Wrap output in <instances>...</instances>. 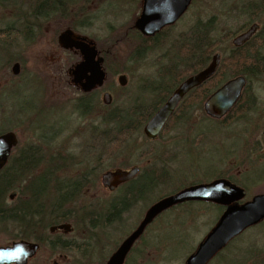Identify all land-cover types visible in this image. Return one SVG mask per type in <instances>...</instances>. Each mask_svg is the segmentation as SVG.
<instances>
[{
  "label": "flooded vegetation",
  "instance_id": "af4514ba",
  "mask_svg": "<svg viewBox=\"0 0 264 264\" xmlns=\"http://www.w3.org/2000/svg\"><path fill=\"white\" fill-rule=\"evenodd\" d=\"M144 1L145 0H0V96L2 97L4 94L8 93V95H12L13 97L24 98L26 93H24L25 90L21 91L22 88L26 87L31 79H34L36 82H39L42 90L43 105L41 104V106L43 107L54 106L56 103L61 102L57 101L52 105H46V99L44 96L48 91V83L52 81L58 85H61V83L65 81L72 87H75V89L81 93V95L77 97V104L79 99L87 97L89 93L96 90L102 91L101 101L103 102V93H110L104 88L108 74L106 59L109 46L105 45V39L103 42H98L99 39L90 34L88 29L95 28L94 22L96 19L99 20L104 17L103 22L99 25L98 29L105 32L106 29H108L107 33L112 32L117 26L121 25V22L119 20V22L117 21L113 23V21L107 19L109 13L112 11L114 12V18L117 16L119 17L123 12L129 10V4L133 3V6L135 5L136 8L134 11L136 12V16L129 29L144 35L135 26L136 20L142 13ZM196 1L197 0H190L184 11L174 22L163 25L151 35L144 36L154 38V42L157 44L159 38L170 28L175 26V24H177L195 5ZM198 1L201 12L204 0ZM5 7H7L6 11L3 10ZM205 22V19L198 16L189 29L198 23L200 30ZM257 24L258 28L248 39L254 36L255 32L260 28L259 23ZM201 35L202 33L200 30L199 38L202 37ZM248 39L246 41H248ZM78 40H84L90 45L95 46L97 51L96 58L100 57L102 59L101 67L104 71L105 78L101 85H95L90 90H82L78 83L73 82L74 77L72 70L76 64L82 61L83 56L78 48L73 45H68V43L70 41ZM244 43L245 42L243 41L240 45ZM216 53L220 55L218 64L219 68L221 53L218 51L211 55L210 60L206 62L202 68L195 70L180 79L173 74H171V76L157 74L155 77L161 79L162 82L168 79L179 81L161 104L155 108L154 112L166 101L181 82L190 75L206 67ZM89 75H91V73L90 71H87L86 76ZM120 75H125V83L122 85L118 82V77ZM155 77L154 80L156 79ZM233 77H230L225 81ZM244 78L245 85L239 98L220 118L208 115L204 110V103L208 96L222 83L213 89L205 99L201 100L200 93L203 91L202 86L206 83V79L201 84L188 90L182 96L167 122L170 119H172L173 124L183 122L184 120L186 121L187 119H190L191 113L200 111L202 115L201 120L209 119L210 121L212 120L214 124L220 122V124H222L220 128H222L225 126L223 125L225 124L224 119L238 102H241L239 107H241L244 112L242 113V116L246 114L245 118H247L250 116L248 114H251L253 109L257 107L260 100L254 90L250 89V87H253L252 82L255 81V79H247L245 76ZM116 80L117 83L123 87L128 82V76L123 72L117 73ZM148 80L150 79H140V84H145ZM154 80L152 83H154ZM155 82L159 81L157 80ZM7 86L11 87L7 88ZM246 86H248L249 89L248 97L242 99L243 90ZM156 95H158V93ZM111 102L108 104L103 103L109 105ZM22 103L25 104L24 99H22ZM147 103H145L144 108L151 106L153 102L150 101ZM250 103L253 107L244 111L245 105H249ZM260 103L263 106L262 113L260 112L258 115L260 116L261 114V119H259L258 122L251 123L252 128L247 129V143L249 142L248 145L252 148V153L248 154V157L245 159H247L249 165L254 164L248 172L264 165V95ZM85 105L86 104H84V106ZM167 122L154 139L145 136V139L148 140L147 142L150 143L149 145L152 143L151 150H153V148L154 151L156 150L157 144L154 146L153 143L158 142L162 138L163 129ZM216 125L218 126V124ZM227 125H231V123ZM94 128L95 126H91V129L94 130ZM34 129H41L40 136L44 139L45 148H42L43 145L40 144H29L26 146L27 148L24 146L23 148H21L22 146L19 147L20 142L16 130L8 129L16 134L17 144L11 149L7 163L15 156L20 155L17 153L22 152L21 150L26 152L22 153V156H29L34 160L43 162L39 165L42 166L41 170L37 169L39 166L34 170H30L20 181L18 188H11L7 193L9 199V203L7 204L9 212L8 228L13 236L12 240L24 239L38 244L36 253L28 259L26 264L33 260L41 249L46 250L50 255L54 254L57 256L63 264H89V262L93 264L91 256L95 250L94 246L96 245V242L92 245V240H96L102 230L110 228L112 225L119 227V225L121 226L123 223H126L125 221L130 219L129 210L134 208L139 201L130 203L129 206L126 207L127 197H130L129 189L133 193H137V189L139 188L138 185H143L145 180L146 182L149 180L150 184H154V173L152 171L154 163L144 166L141 165L140 161H135L134 163L129 162V164L127 163L123 167L115 166L100 173L98 170L103 162L94 161L92 157L93 155L87 154L83 157L86 160L76 158L77 156L71 154L72 150H69L68 146L64 148L66 150H63V147L66 145L63 143L55 144L57 139H59V136H61L62 132L66 129L64 123L57 121L56 123L54 122V125H45ZM186 139L188 140V137H186ZM143 140L144 139H142V141ZM168 140L172 144H176L178 139L173 135ZM94 141L95 140L88 145H93L94 147V145H96L94 144ZM103 142L104 138L98 140L97 145L103 144ZM54 144L58 145L59 148L51 151L50 147ZM17 148L19 149V152H17ZM127 158L132 157L127 156ZM259 160H262L263 163L261 162L260 164H257ZM60 161L65 163L62 167H67L68 164L66 165V163L69 162L71 165H77L79 168L75 170H63L61 168L50 170L49 166L46 165L49 162ZM134 166L138 167V171L128 180L118 184L113 189H109L107 186L103 185L101 176L105 171L116 168L129 169ZM14 174L15 172L12 170V182L14 181ZM246 174L244 173L243 175L247 176ZM221 177L227 178L232 183L242 187L246 191V186L235 178H232V175L224 174L216 176V178ZM146 185L145 188H148L149 185ZM100 191L104 194V197L98 196ZM221 206L223 207V211L224 206ZM63 208L64 211H62ZM147 208L143 210L144 212L142 211L140 215L141 218L139 217L136 220L138 222L135 224L133 223L134 225H130L129 232H125L123 234L125 235L124 237L121 236L122 239L120 238L121 241H119L120 239L118 240L119 243L115 241L112 244V246H114L113 250L110 251V248L107 254L97 264H105L107 262L122 240L136 228ZM114 217H117V219ZM153 222L154 219L133 242L122 264L141 263L139 252L142 250V244L140 241L145 232L149 228H153ZM227 244L206 264H209L214 259L218 258L223 249L227 247ZM150 253L152 259L151 264H154L153 251ZM232 263H234V260ZM53 264L59 263L55 260L53 261Z\"/></svg>",
  "mask_w": 264,
  "mask_h": 264
},
{
  "label": "rangeland",
  "instance_id": "374dc122",
  "mask_svg": "<svg viewBox=\"0 0 264 264\" xmlns=\"http://www.w3.org/2000/svg\"><path fill=\"white\" fill-rule=\"evenodd\" d=\"M228 2L230 5L231 3L237 5V8L226 11L223 15L217 17L219 21L218 32L222 35L230 30L232 35L221 42L215 49V52H226L234 47L232 43V37L234 35L246 30L252 23H259L260 27L263 25L264 13L262 23L257 21L248 23L246 15L239 13V0H204L201 12L199 1L197 0L195 5L183 18L159 38L158 43L154 44V48L148 50L143 57L137 60L131 58V53L136 49L137 40L133 37L135 32L129 29L136 16V12H134L136 9L135 5L133 6V3L129 4L130 9L116 18L113 17L114 12L111 11L109 13L107 19L113 21V23L119 22V20L121 22V25L117 26L110 33H107L108 29H106V32L98 29L104 17L99 20L96 19L94 22L95 28H89L88 32L98 38V42H103L105 39V45L109 46L106 59L108 74L104 87L110 92L112 98V102L108 107L101 102L102 91L98 90L96 95L98 94L99 104L90 113L81 114L80 109L76 107L77 97L81 93L65 81L61 85L55 84L53 81L48 83V91L44 96L46 105H52L54 102L61 101L54 106H41L43 102L42 90L39 82H36L34 79H31L28 85L22 88L21 91L25 90L24 93H26L24 98L13 97L12 95H8V93L2 97L0 96V131L10 126L12 130H16L20 142L19 147H26L29 144H40L43 145V147L41 146L42 148H45L44 139L40 136L41 129L35 130L34 128L45 125L51 126L54 125V122L61 121L64 123L66 129L59 136L55 144L63 143L66 145L63 147V150H66L64 148L68 146L69 150H72L71 154L76 155V158L84 159L83 157L87 154L93 155L94 161L103 162L98 170L100 173L115 166L123 167L127 163L129 164V162L134 163L135 161H140L141 165L144 166L154 163V175L157 174V178L162 173L168 175L164 182L159 183L154 190H150L139 201V205L137 204L129 210L130 219L125 221L126 223H123L121 226L119 225V227L112 225L110 228L102 230L96 240H92V245L96 242L94 246L95 250L91 256L93 264H97L107 254L110 248V251L113 250L114 246L112 244L115 241L117 243L121 241V236L124 237L125 235L123 234L129 232L130 225L138 222L136 220L140 217L142 211L151 205L152 202L180 189V187L182 188L183 185H190L193 182H205L221 174H230L246 186L245 200L250 199L253 195L260 192L264 193V165L248 172L254 164L249 165L247 159H245L248 157V154L252 153V148L248 145L249 142L247 143V129L252 128L251 123L258 122L261 119V114L260 116L258 115L260 112L262 113L263 107L260 102L264 95V59L262 60L263 63L259 64L260 67L257 68L261 73L259 75L257 74V77H251L255 81L252 82L253 87H250L257 94L260 102L251 114H248L249 112L247 113L250 115L247 118H245L246 114L242 116L244 112L240 108L229 119L224 121L225 124L223 125L225 126L220 128L222 126L220 122L216 123L218 127L212 120H201L202 115L200 111L191 113L189 120L187 119L176 124L171 123L168 132L166 131L158 142H154V146L157 144L154 156L147 154L148 156L143 158H141V154L143 151H150L152 143L149 145V142L142 141L144 139L142 134L136 138V141L131 140L137 147L133 154L129 153L124 147L118 150L117 148H112L115 142H110L108 136H106L103 144L97 145L98 139L103 138L105 133V130H101L104 127L101 123L103 114L118 105L126 108V104L138 95L144 97L145 103L153 100L158 91H152L147 87L151 86L154 77L161 68H166L165 66L168 65L169 60L167 57L162 58L161 55L166 50L172 52V48L170 47L173 43L171 42L177 39L179 40L180 35L189 30V27L198 16L207 20L212 15H215V13H220L219 7L226 6ZM3 10L6 11L7 7ZM242 26L244 28L239 30ZM182 40L185 41L187 39L183 38ZM260 42L258 38H254L247 47L248 52H257L260 56H264V44L262 45ZM220 53L222 58L223 53ZM179 56L181 57V54ZM174 60H178L180 63L179 66H182V62L186 61L185 58L182 60L174 58ZM121 72L126 73L128 76V82L123 87L116 80L117 73ZM143 78H149L150 80L145 84H140V79ZM157 80L161 81L157 77L154 83ZM9 87L11 86H7V88ZM22 99L25 100V104L22 103ZM230 123L231 125H227ZM91 126H99V132L101 131L103 136L99 135L95 138L93 136V132L95 131L91 129ZM173 135L178 139L176 144H172L168 140ZM186 137H188V140ZM93 140H95L94 144L96 145L94 147L93 145L89 146L88 144L92 143ZM55 144L51 145V151L59 148ZM113 151L116 153L112 154ZM127 156L132 158H127ZM261 162L263 163L262 160H259L257 164ZM63 164L65 163L60 161L49 162L46 165L49 166L50 170L56 168L75 170L79 168L77 165H71L69 162L66 163V165L68 164L67 167H62ZM37 169L41 170L42 166H39ZM159 173L161 174L159 175ZM242 173H247V176H244ZM7 193L4 197V203L6 205L9 203ZM98 196L104 197V194L100 191ZM150 199L153 200L150 201ZM192 207L194 209L198 208L199 210L198 217L192 223L187 221L156 222V225H154V246L160 244L157 240L162 241L165 245V255L160 254L156 256L154 252V264H183L186 257L196 248L197 244L204 238L218 219L215 208L208 207V209H205L199 204ZM163 219L167 218L164 217ZM148 234H150V231ZM12 238L11 231L4 221L0 224V244L8 243ZM246 245H254L256 248L264 247V226L261 229L250 230L247 233L235 237L231 241V244L227 245V248H224L225 250L221 252V255L209 264H233V259H237V257L244 256L245 258L246 255L256 256L259 249L254 252L245 253L244 249ZM53 255L41 249L38 255L28 264H53L55 260L59 264H63L57 256ZM261 259L262 257L260 256L254 258V261H248L246 264H264L259 262L262 261ZM241 262L243 264V261ZM89 264L91 263L89 262ZM145 264H151V262L147 261Z\"/></svg>",
  "mask_w": 264,
  "mask_h": 264
},
{
  "label": "water",
  "instance_id": "95a60500",
  "mask_svg": "<svg viewBox=\"0 0 264 264\" xmlns=\"http://www.w3.org/2000/svg\"><path fill=\"white\" fill-rule=\"evenodd\" d=\"M190 0H145L142 13L135 26L144 35H151L165 24L174 22L184 11ZM258 28L254 23L245 31L233 38V44L245 42ZM68 45L78 48L83 56L72 70L73 82L78 83L82 90H90L95 85H101L104 71L101 58H96V48L84 40L70 41ZM220 60L218 53L211 62L198 72L181 82L166 101L145 122L142 131L150 139H154L169 117L178 101L191 88L201 84L217 70ZM87 71L91 75L86 76ZM86 76V77H85ZM84 80H83V79ZM118 82L125 83V75L118 77ZM245 85L243 75H237L217 87L204 103L205 112L216 118L223 116L237 101ZM103 102L110 103V93H103ZM17 144L13 131L0 133V169L7 163L11 149ZM138 171L134 166L129 169L116 168L102 174V183L109 189L128 180ZM246 191L232 183L227 178H215L208 182H198L187 185L172 193L166 194L153 202L145 211L136 228L125 237L105 264H122L133 242L142 234L145 227L165 209L184 201H210L224 206L218 219L206 233L196 248L186 257L183 264H206L231 239L239 235L247 227L264 219V194L258 193L246 199ZM38 244L24 239L11 240L0 244V264H26L34 256Z\"/></svg>",
  "mask_w": 264,
  "mask_h": 264
},
{
  "label": "trees",
  "instance_id": "16d2710c",
  "mask_svg": "<svg viewBox=\"0 0 264 264\" xmlns=\"http://www.w3.org/2000/svg\"><path fill=\"white\" fill-rule=\"evenodd\" d=\"M238 6H239L238 7L239 13L246 15L248 23L254 21L262 23V18L264 13V0H239ZM234 8H237V5H233L232 3L230 5L229 2L226 4V6L219 7L220 13L219 12L215 13V15L209 17L206 20V22L203 24V26H201L200 29L202 33L201 38H199L200 37L199 24L196 23L195 26H193L186 32H183V34L180 35L179 40L177 39L174 40V42H171L173 43L170 47L172 48V52L170 50H166L161 55L162 58L167 57L169 59L167 63L168 65L165 66L166 68L162 67L161 70L158 72V74L160 75L166 74L167 76H171V74H173L174 76L178 77V79H180L183 76L202 68L204 64L210 60L211 55L215 52L216 47L219 46L221 42H223L229 36L232 35V32L230 30L226 31L222 35L219 34L218 32L219 21L217 17L219 15H223V13H225L226 11L233 10ZM243 28L244 26L240 27L239 30ZM130 32L131 33L135 32L133 37L136 38L137 40V45L135 47L136 49H134V51L131 53V58L133 60H137L143 57L148 50L154 48V44H156V42H154V38L147 36L145 37L144 35L134 30L133 32L132 31ZM183 38L187 40L183 41L182 40ZM254 38L255 39L258 38L261 41L260 44L262 45L264 44V23L255 32L254 36L248 39V41H245L244 44L240 46H234L231 50L226 52L220 51L223 54L219 68L217 69L215 74H213L212 77L207 79L206 83L202 86L203 91L200 93L201 100L205 99L213 89H215L217 86H219L221 83H223L226 79L230 77L239 74V75H244L247 79L248 77L249 79H251L252 76H258L261 73L257 70V68L260 67L259 65L260 63H263L262 60L264 59V56H260L259 53L257 52L250 53L247 50L248 45L251 44ZM179 54H181V57L179 56ZM174 58L177 59L179 58L181 60L185 58L186 61L182 62L183 63L182 66H179L180 63L178 62V60L175 61ZM261 69H263V67H261ZM178 81L168 79L163 82L159 81L156 83H152L151 86L147 87L152 91L153 90L158 91V95H156L153 98V100H151L153 102L151 106H147L146 108H144L145 106L144 97L142 95L141 96L138 95L133 99H131L130 102L126 104V108H123L120 105H118L117 107H114L110 109V111L103 114L101 118V123L104 125V127H102L101 130L103 131L105 130L103 137L104 140L106 136H108V138H110L109 139L110 142L112 141L115 142L112 148L114 149L117 148L118 150L121 148L123 149L124 147L126 150L129 151V153L133 154L135 152V149H137V147L131 142V140L136 141L137 140L136 138L140 137V135L142 134L144 136L143 141L144 142L148 141L147 139H145L146 137L142 132V127L145 124V122L154 113L155 108L158 105H160L161 102L167 97V95L170 93L172 88L178 83ZM248 90H249L248 86H246L243 90L242 99L248 97V92H249ZM96 93H98L97 90L89 93L87 97H82L81 99L78 100V104H76V107L80 109L81 114L87 112L90 113L94 109V107L99 104L98 96H97L98 94L96 95ZM154 99H155V103H154ZM84 104L86 105L84 106ZM240 104L241 102H238L233 107V109L229 112V114L224 119V121L229 119V117L233 113H235L241 108L239 107ZM105 106L108 107L110 106V104L109 105L105 104ZM252 107L253 105L251 103L249 105H245L244 111L249 110ZM171 123H172V119H170L165 125L163 129V134L166 131L168 132ZM99 126H96L94 128L95 132H93V136L95 138L99 135L103 136L102 132L101 131L99 132L100 129ZM8 129H11V126L7 127L5 130H2L0 132L6 131ZM21 148H23V146ZM21 151L22 152H19L18 149L17 152L19 153L17 152L16 153L20 155L12 158L2 169H0V224L5 221L7 226H8L7 221H9V212L7 205L4 203V197L6 195V192H8L11 188H18V186L20 185V181L24 178V176H26V174L30 170L36 169V167H38L40 164L43 163L34 160L32 157L25 155L22 156V153H26V152L24 150ZM113 153L116 152L113 151L112 154ZM147 154H152V156H154V148L153 150L150 149V151H143V153L141 154L142 156L141 158L147 157L148 156ZM152 169H153L152 170L153 173H155L154 167ZM12 170L15 172V174L13 175L14 176L13 182L11 181ZM160 174L161 173H159V175ZM167 177L168 175H166V173H162L159 176V178H157V174L154 175V184H150L149 180L148 182H146L145 180L143 185L142 184L138 185L139 188L137 189L138 190L137 193H133L129 189L130 197L129 198L127 197L126 207L129 206L130 203H133L135 201L137 202L140 201L142 198H144L146 194L149 193L150 190H154V188L159 183L164 182L167 179ZM146 184L149 185L148 188H145L147 186ZM184 186L185 185H183L182 187ZM153 199H150V201ZM197 204L203 206V208L205 209H208V207L215 208L217 210L218 217L223 209V207L217 203H213L210 201H199V200L184 201L182 203H177L165 209L154 218V222L152 224L153 228H149L145 232L143 238L140 241V243L142 244V250L139 252L140 261H141L140 264H145L147 261L150 262L152 261L151 253H150L151 251H153L152 253L153 256H154V252L156 253V256H159L160 254L165 255V245L162 241L157 240L160 244L154 246V225H156V222L157 221H187L189 223H192L195 221L196 217H198L199 214L198 208L194 209L192 207ZM62 211H64V208L62 209ZM164 217H166L167 219H163ZM114 218L117 219V217ZM263 226H264V219L257 224L247 227L239 235L247 233L250 230L261 229V227ZM149 231L150 234H148ZM230 244L231 242L227 245ZM256 250H258L256 256L246 255L245 258L244 256L240 258L237 257V259H233L234 260L233 264H242L241 261H243V264H246L248 261H252V260L254 261V258L260 256L262 257L261 259L262 261L259 262L264 263V254H263L264 247L256 248L254 245H246L244 249L245 253L254 252Z\"/></svg>",
  "mask_w": 264,
  "mask_h": 264
}]
</instances>
